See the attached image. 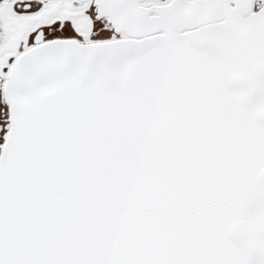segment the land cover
I'll return each instance as SVG.
<instances>
[{
    "label": "snow or ice",
    "instance_id": "1",
    "mask_svg": "<svg viewBox=\"0 0 264 264\" xmlns=\"http://www.w3.org/2000/svg\"><path fill=\"white\" fill-rule=\"evenodd\" d=\"M0 264H264V0H0Z\"/></svg>",
    "mask_w": 264,
    "mask_h": 264
}]
</instances>
